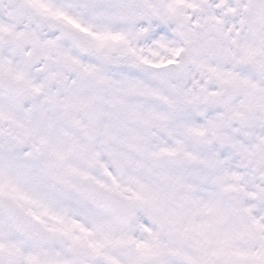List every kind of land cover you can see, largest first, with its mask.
Returning a JSON list of instances; mask_svg holds the SVG:
<instances>
[{"label": "snow or ice", "instance_id": "1", "mask_svg": "<svg viewBox=\"0 0 264 264\" xmlns=\"http://www.w3.org/2000/svg\"><path fill=\"white\" fill-rule=\"evenodd\" d=\"M0 264H264V0H0Z\"/></svg>", "mask_w": 264, "mask_h": 264}]
</instances>
